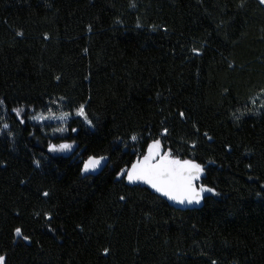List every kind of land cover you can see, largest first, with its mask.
<instances>
[{
	"label": "trees",
	"instance_id": "1",
	"mask_svg": "<svg viewBox=\"0 0 264 264\" xmlns=\"http://www.w3.org/2000/svg\"><path fill=\"white\" fill-rule=\"evenodd\" d=\"M0 98L5 264H264L260 0H0ZM81 104L95 128L28 118ZM153 139L219 195L180 209L117 179ZM88 155L109 159L82 175Z\"/></svg>",
	"mask_w": 264,
	"mask_h": 264
},
{
	"label": "snow or ice",
	"instance_id": "2",
	"mask_svg": "<svg viewBox=\"0 0 264 264\" xmlns=\"http://www.w3.org/2000/svg\"><path fill=\"white\" fill-rule=\"evenodd\" d=\"M261 4H264V0H260ZM139 26V25H138ZM18 35H20L18 33ZM86 51V50H85ZM195 55H200L197 49L192 50ZM63 99V98H62ZM52 103H56L52 101ZM0 106L5 107V100L0 98ZM264 108V104L261 105ZM12 113H15V117L20 124L25 123L23 113L25 109L23 106L12 108ZM26 115V114H25ZM182 117L183 112L180 114ZM70 116H75L79 118L84 126L88 129L95 128L92 119L89 118L86 112V106L84 104L79 105L78 108L74 109L72 113L61 112L57 115L52 111L51 108L48 109L47 114L43 112H38L35 115L28 117L32 121L41 122L44 120H60L66 122ZM2 130H7L9 125L4 123L0 126ZM68 131L65 127H60L54 129V132L63 133ZM73 133L80 131L79 128H72ZM167 130L165 129L162 135H166ZM207 135V134H205ZM132 141L137 140V136L132 135L130 137ZM75 141L68 143H48L47 151L49 153H62L68 152L73 149ZM117 145L113 146V151L116 150ZM109 159L107 155H88L87 159L83 160L82 167L80 168V173L82 175L95 172L101 169L102 165ZM37 167L40 166V161H34ZM204 172V167L197 163L193 159H181L174 156L173 153L169 151H164L162 148V142L160 139H153L147 144L146 150L137 156L136 160L132 162L130 167L122 168L116 173L117 179H126L129 184H135L137 182H142L148 185L156 193L168 200L175 203L184 205H199L205 199L206 195L218 196L219 193L213 187L206 186L204 184L198 183L201 179L202 173ZM45 196L48 195L47 192L44 193ZM259 195V193H257ZM121 200L125 198L120 197ZM46 219H51L50 214H45ZM16 237L22 236V229L20 227L14 230ZM23 240L28 241V236H22ZM108 249H104V254L108 253ZM6 256L0 255V264H5ZM212 264H216L215 261Z\"/></svg>",
	"mask_w": 264,
	"mask_h": 264
},
{
	"label": "rangeland",
	"instance_id": "3",
	"mask_svg": "<svg viewBox=\"0 0 264 264\" xmlns=\"http://www.w3.org/2000/svg\"><path fill=\"white\" fill-rule=\"evenodd\" d=\"M52 111L55 112L57 115H59V113L62 112V111H59L58 109H54V108H52ZM47 112H48V109L45 110L43 113L47 114ZM72 112H73V111H72ZM72 112H69V113H72ZM37 113H38V112H37ZM35 114H36V113H33V114L28 115V116L30 117V116L35 115ZM71 117H72V116H70L69 118H71ZM69 118H68V120H69ZM30 120H31V119H30ZM68 120H67V121H68ZM31 121H32V120H31ZM67 121H66V122H67ZM33 122H36V121H33ZM66 122H62V121H60V120H44V121L36 122V123H47V124H51V127H52L53 129H56V128H60V127H65ZM53 131H54V130H53ZM56 133L60 134L59 132H56ZM60 143H62V142H60ZM68 143H69V142H68ZM56 144H58V143H56ZM73 149H75V146L73 147ZM73 149L70 150V151H68V152H62V153H49L48 151H47V153H48L49 155H53V156H56V155H67V154L72 153Z\"/></svg>",
	"mask_w": 264,
	"mask_h": 264
},
{
	"label": "water",
	"instance_id": "4",
	"mask_svg": "<svg viewBox=\"0 0 264 264\" xmlns=\"http://www.w3.org/2000/svg\"><path fill=\"white\" fill-rule=\"evenodd\" d=\"M134 162V161H133ZM132 164V163H131ZM131 164L128 166V167H130L131 166ZM103 166V165H102ZM203 174V173H202ZM127 181V180H126ZM128 183V182H127ZM129 184V183H128ZM135 184H140V185H143V186H145V187H147L148 189H150L151 191H153L155 194H157V195H159L160 197H162V198H164L170 205H172V206H174V207H176V208H180V209H188V208H193V207H197V206H199V205H195V204H193V205H188V204H184V205H181V204H178V203H175V202H173V201H170V200H168L166 197H163V196H161L160 194H158V193H156L153 189H151L148 185H146V184H143L142 182H137V183H135Z\"/></svg>",
	"mask_w": 264,
	"mask_h": 264
},
{
	"label": "flooded vegetation",
	"instance_id": "5",
	"mask_svg": "<svg viewBox=\"0 0 264 264\" xmlns=\"http://www.w3.org/2000/svg\"><path fill=\"white\" fill-rule=\"evenodd\" d=\"M136 159H134V161H135Z\"/></svg>",
	"mask_w": 264,
	"mask_h": 264
}]
</instances>
